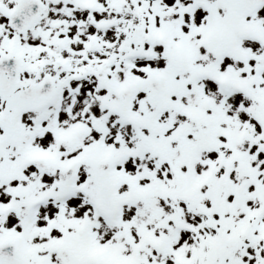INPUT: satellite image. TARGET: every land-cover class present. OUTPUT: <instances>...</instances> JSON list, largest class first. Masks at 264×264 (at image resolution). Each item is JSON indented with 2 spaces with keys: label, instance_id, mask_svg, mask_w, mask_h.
<instances>
[{
  "label": "snow or ice",
  "instance_id": "obj_1",
  "mask_svg": "<svg viewBox=\"0 0 264 264\" xmlns=\"http://www.w3.org/2000/svg\"><path fill=\"white\" fill-rule=\"evenodd\" d=\"M0 264H264V0H0Z\"/></svg>",
  "mask_w": 264,
  "mask_h": 264
}]
</instances>
